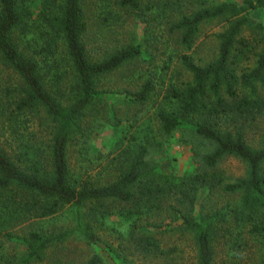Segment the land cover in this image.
I'll return each mask as SVG.
<instances>
[{
	"label": "rangeland",
	"instance_id": "1",
	"mask_svg": "<svg viewBox=\"0 0 264 264\" xmlns=\"http://www.w3.org/2000/svg\"><path fill=\"white\" fill-rule=\"evenodd\" d=\"M44 1L24 0L31 11L29 25L25 35L21 39L16 37L15 41L20 52L25 56L33 53V58L38 60L43 82L50 91L59 86V82L54 83V76L62 73V89L67 85L69 88V82L74 80L71 61L63 38L52 25L54 16L60 15V1ZM221 3L243 6L240 15L248 20L241 33L248 46L238 42L236 46L241 48L237 50L240 57L234 60L232 56L230 62L238 77L254 65L263 48L258 24L264 25V6L248 8L243 0H143L137 9H129L121 6L119 0H81L86 22L83 39L90 60H100L125 45L138 46L141 54L95 78V87L103 92V96L85 111L81 132L74 134L69 143L67 156L72 180H86L96 185L108 183L127 161L126 151L146 140L149 147L145 161L157 172L182 176L206 169L212 173L203 164V157L214 149L215 144L187 130L164 134L157 113L162 108H172L173 105L166 102L172 88L180 90L192 81L183 58L201 66L211 62L217 56L219 36L229 21L227 16H223L202 22L188 45L181 41L183 31L172 30V24L201 6ZM49 40H53L51 49L41 50ZM17 79L15 72L0 60V85H8L11 89L17 85ZM147 80L153 83L154 89L147 98L138 101L136 93ZM235 87L238 95L248 97L249 90L253 89L257 96L262 95L264 99V83L261 81L248 87L238 80ZM221 93H224L223 90ZM239 98L227 97L230 104L221 113L218 126L228 130L241 126L249 146L264 147V108L258 106L252 112L241 113L234 107ZM3 105L7 106V103ZM1 116L0 144L8 153L12 152L9 145L17 150L20 140L33 148L40 146L47 151L51 121L42 112L33 111L17 118ZM212 171L227 182L245 177L247 166L239 157L223 155ZM19 194H22L19 188L4 191L1 199L3 208H15L10 198H19ZM242 195L241 190L224 192L219 187L212 190L205 187L197 191L193 201L194 213H224L222 229L227 230L218 229L221 231L215 244L216 264H259L261 260L264 238L259 232L251 230L255 225L263 228L264 208L258 213V219L239 221L242 217L235 211L240 208ZM172 205L178 206L176 200L172 201ZM186 206L189 205L186 203ZM172 214L167 210L159 216L167 218L163 222L167 224ZM0 218V264H19L26 249L23 238L29 231L51 234L74 225L73 211L69 207L59 214L42 218L16 212H3ZM91 222L95 234L93 241L72 233L65 240L48 245L41 259L31 264H85L94 255L99 256L103 264H196L191 235L180 232L175 225L153 229L157 249L146 251L140 240L134 241L129 236L122 217L113 214L106 216L103 222L93 221V218ZM231 238L240 244L236 252L232 249L235 245Z\"/></svg>",
	"mask_w": 264,
	"mask_h": 264
},
{
	"label": "trees",
	"instance_id": "2",
	"mask_svg": "<svg viewBox=\"0 0 264 264\" xmlns=\"http://www.w3.org/2000/svg\"><path fill=\"white\" fill-rule=\"evenodd\" d=\"M59 1L60 15L54 16L52 25L63 38L74 80L73 83L69 82L71 87L67 85L62 89L63 73L58 74L54 76V83L59 82V86L50 91L43 82L38 60L33 58V53L25 56L20 52L15 41L16 37L21 39L25 35L31 11L24 0H0V60L19 79L11 89L8 85H0V117L6 115L7 118H17L35 111L42 112L51 121L47 151L40 146L33 148L20 139L16 145L17 150L9 143L11 153L0 144V217L3 212H16L42 218L59 214L65 207H69L73 211L74 220L73 226L51 234L29 231L23 238L26 249L19 264H31L41 259L48 245L63 241L72 233H77L89 242L93 241L95 234L92 218L93 221L103 222L106 216L113 214L125 220L129 236L134 241L140 240L146 246V251L157 249L153 229L175 225L180 232L191 235L196 264H216L215 244L220 237L218 233L221 230L218 229L224 225V213H194L193 201L197 191L205 187L208 190L219 187L224 192L243 191L240 208L235 211L242 217L239 219L241 222L245 218L248 221L258 219V213L264 208V147L249 146L241 126L233 130L218 126L221 113L230 104L227 97L240 96L234 107L241 113L252 112L258 106L264 108L262 95L257 96L253 89L249 90L248 97L238 95L235 87L238 80L248 87L258 81L264 83V45L254 65L238 77L230 67L231 57L234 60L240 57L237 50L241 48H237L236 44L241 42L243 46L247 45L241 36L244 25L248 24L247 18L240 15L243 6L234 3L201 6L190 15L180 17L171 26L172 30L183 31L181 41L188 45L202 22L223 16H227L229 21L219 36L217 56L211 62L201 66L183 58L192 81L180 90L172 88L166 98V102L173 105L172 108H162L157 113L164 134L187 130L215 144L214 149L203 157V164L212 173L206 169L182 176L157 172L154 166L145 161L149 147L146 140L145 143L134 144L133 149L126 151L127 161L119 167L113 180L96 185L86 180H72L67 156L69 143L74 134L81 132L85 111L103 96V92L95 87V78L136 58L141 51L136 45H125L100 60H90L83 39L86 22L81 0ZM142 1L119 0V4L137 9ZM243 2L248 8L264 6V0ZM258 25L261 41H264V25ZM52 46L53 40H49L41 50H50ZM153 89V83L147 80L136 93V100H144ZM4 102L7 106L3 105ZM223 155L241 158L247 166L246 176L224 182L221 175L212 171ZM11 188H19L22 194H19V198H10L15 208L7 210L3 208L1 199L4 191L8 192ZM173 200H176L178 206L172 205ZM164 210L174 213L168 218L167 224L163 223L167 218L159 216ZM222 230L226 232L227 229ZM251 231L259 232L264 238V226L255 225ZM231 241L235 245L232 249L236 252L240 244L234 238ZM85 264L103 263L99 256L94 255ZM259 264H264V252Z\"/></svg>",
	"mask_w": 264,
	"mask_h": 264
}]
</instances>
